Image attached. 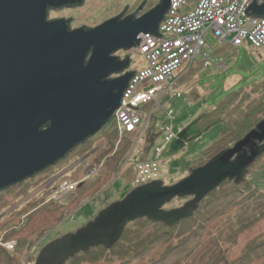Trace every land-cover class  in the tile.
<instances>
[{
    "label": "rangeland",
    "instance_id": "374dc122",
    "mask_svg": "<svg viewBox=\"0 0 264 264\" xmlns=\"http://www.w3.org/2000/svg\"><path fill=\"white\" fill-rule=\"evenodd\" d=\"M144 2L135 18L156 8L161 0H84L78 7L51 11L49 21L72 18V30L83 26L94 29L120 16L127 6L121 18L134 14ZM194 3V0L188 2ZM206 41L202 56L175 73L158 97L159 103L156 100L144 106L146 116L151 112L153 116L143 136L128 135L119 146L114 117L96 135V142L101 140L108 146L96 165H91L87 174L72 177L70 185L56 187L50 197L56 204L55 220L52 219L51 224L55 227V236L75 232L135 189L132 159L135 162L152 160L156 149L165 144L164 130L171 125L178 133L197 116L207 114L209 117H202L203 124L209 121L208 128V124L203 126L201 135L184 150L164 156L166 148L163 149L159 180L166 186L180 182L192 169L204 166L223 150L233 148L264 121V48L255 49L249 43L239 47L222 45L212 34ZM141 42L142 39L136 48L123 51L124 56L121 52L119 56L112 55L117 60L130 61L127 74L134 75L144 66L138 49ZM204 57H208L209 66H205ZM170 111L174 112V119ZM126 160L129 162L125 166ZM106 167L111 168L109 172L114 177L104 174L100 177L99 169L103 171ZM246 180L240 186L225 182L201 203L192 219L174 227L138 220L127 226L114 248H95L68 264H264V155L249 168ZM189 200L176 198L163 209L179 208ZM38 221L40 226L47 223L45 211L39 213ZM5 242L0 249L5 253L2 256L6 264H10L17 248H13L14 243L5 246ZM33 249L29 248L31 252ZM29 252L22 253L24 261ZM3 257L1 264L5 261Z\"/></svg>",
    "mask_w": 264,
    "mask_h": 264
},
{
    "label": "water",
    "instance_id": "95a60500",
    "mask_svg": "<svg viewBox=\"0 0 264 264\" xmlns=\"http://www.w3.org/2000/svg\"><path fill=\"white\" fill-rule=\"evenodd\" d=\"M83 1L0 0V189L61 160L101 130L121 106L133 76L108 81L130 62L112 55L136 48L142 35L156 34L171 5V0H161L135 18L145 1L134 14L121 18L127 6L120 16L94 29L69 31L67 21L72 18H46L49 8ZM245 13L264 17V5L255 1ZM47 123L50 126L41 130ZM263 155L264 121L180 182L166 186L155 180L133 189L83 227L50 242L36 264H68L95 248L112 249L127 226L138 220L174 227L192 219L225 182H245L249 168ZM176 198L190 200L163 209Z\"/></svg>",
    "mask_w": 264,
    "mask_h": 264
},
{
    "label": "built area",
    "instance_id": "2783aa9c",
    "mask_svg": "<svg viewBox=\"0 0 264 264\" xmlns=\"http://www.w3.org/2000/svg\"><path fill=\"white\" fill-rule=\"evenodd\" d=\"M189 1L171 0L169 12L158 30L162 36L142 35L138 49L144 58V66L130 79L121 98L122 104L113 116L119 146L125 143L128 135L138 133L143 136L147 132L153 115L151 112L147 117L144 106L156 100L159 103L158 97L164 93L175 73L202 56L209 34L222 45L228 43L239 47L249 43L255 49L264 48V17L245 13L255 1L262 6L264 0H194L192 5L188 4ZM204 63L205 66L211 64L208 57H204ZM169 114L174 119V112L170 111ZM164 132L165 144L156 149L152 160L135 162L132 159L135 164L131 167L134 170V188L160 179L163 149L177 137L173 125ZM128 162L126 160L125 166Z\"/></svg>",
    "mask_w": 264,
    "mask_h": 264
},
{
    "label": "flooded vegetation",
    "instance_id": "af4514ba",
    "mask_svg": "<svg viewBox=\"0 0 264 264\" xmlns=\"http://www.w3.org/2000/svg\"><path fill=\"white\" fill-rule=\"evenodd\" d=\"M75 7H78V5L68 4L67 6L60 8H50L48 21L51 11H59L65 8ZM58 20L64 19H54L50 21ZM69 26L70 31H74L72 30L70 23ZM120 52L123 53L122 56H124L123 50L118 51L117 54ZM90 57L91 54H89L87 60H90ZM130 68L131 66L129 65L122 72L110 75L107 80L111 81L123 77L125 74L130 72ZM49 126L50 124L47 123L41 128V130L47 129ZM98 133L77 145L61 160L47 166L43 170L29 177H26L16 184L0 189V246H3L5 239L7 241L4 244L5 246L14 243L13 248H17V250H15L17 252H15L14 256L10 259L13 264H20L21 259H23V264H36L38 256L45 246H47L50 242L72 232L68 231L66 234L64 233L59 236L54 235L55 227L54 225L51 226V224H53L52 219L55 220L54 215L56 208L54 205L56 204L53 203V200L50 199V197L56 187L61 184L62 186L66 184L70 185L69 182L72 177H77L81 173L87 174L91 165H96L97 160H99L98 158L103 153L102 151L106 150L105 146H107L102 143L101 140L97 139L98 142H96L95 137ZM110 169L109 167L104 168L103 171L102 169H99L100 177L102 174L107 175L108 177H114V174L109 172ZM94 173L95 171L92 173L93 177ZM245 182H247V180ZM231 183L234 184L233 182ZM42 211H45V214H47V223L40 226L38 219L39 213ZM37 234V239L33 240ZM42 243V247L37 249L36 247ZM29 248L34 249L31 252ZM26 250L27 253L30 251V254L24 261L22 253ZM1 251L2 249H0V258L3 257V254H5ZM4 259L5 257H3L2 261ZM2 264H6V259Z\"/></svg>",
    "mask_w": 264,
    "mask_h": 264
},
{
    "label": "trees",
    "instance_id": "16d2710c",
    "mask_svg": "<svg viewBox=\"0 0 264 264\" xmlns=\"http://www.w3.org/2000/svg\"><path fill=\"white\" fill-rule=\"evenodd\" d=\"M49 10H50V8L48 9V13H47V17H46L47 19H48ZM69 23L70 22H67L68 30L70 31ZM114 113L111 115V117L114 116ZM202 117L209 118L207 114L197 116L196 118L191 120V122L189 124L183 126L179 130V132L177 133V137L166 147V150L164 152V156H169V155H173V154L175 155L176 153H179L180 151L184 150L186 145H188L190 142L196 140L201 135V133H202L201 128L203 126L208 124L206 127V128H208L209 121H206V123L204 122V124H203ZM110 120H111V118L109 119V121Z\"/></svg>",
    "mask_w": 264,
    "mask_h": 264
},
{
    "label": "bare ground",
    "instance_id": "6f19581e",
    "mask_svg": "<svg viewBox=\"0 0 264 264\" xmlns=\"http://www.w3.org/2000/svg\"><path fill=\"white\" fill-rule=\"evenodd\" d=\"M127 86H128V85H127ZM126 88H127V87H126ZM125 90H126V89H125ZM246 177H247V176H246ZM125 197H126V196H125ZM125 197H124V198H125ZM124 198H123V199H124Z\"/></svg>",
    "mask_w": 264,
    "mask_h": 264
}]
</instances>
